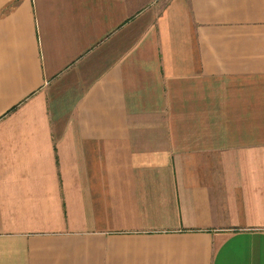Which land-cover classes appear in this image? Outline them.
I'll return each instance as SVG.
<instances>
[{"label":"crops","instance_id":"0c3cea01","mask_svg":"<svg viewBox=\"0 0 264 264\" xmlns=\"http://www.w3.org/2000/svg\"><path fill=\"white\" fill-rule=\"evenodd\" d=\"M0 264H264V0H0Z\"/></svg>","mask_w":264,"mask_h":264}]
</instances>
